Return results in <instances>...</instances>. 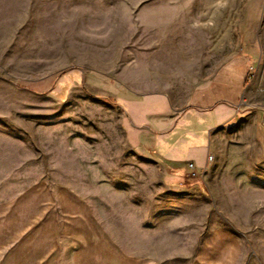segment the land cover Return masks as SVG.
<instances>
[{"label": "crops", "instance_id": "crops-1", "mask_svg": "<svg viewBox=\"0 0 264 264\" xmlns=\"http://www.w3.org/2000/svg\"><path fill=\"white\" fill-rule=\"evenodd\" d=\"M40 42L6 49L0 125L43 113L37 97L65 103L55 120L77 119L59 141L68 154L59 175L86 179L87 195L99 193L89 183L100 185L101 217L74 183L38 174L0 200V264H264V86L246 80L254 60L199 58L195 70L188 58L157 52L168 44L150 52L87 35L72 45V68L48 86L66 63L60 44ZM29 146L1 141L0 162H28ZM188 163L201 174L188 177Z\"/></svg>", "mask_w": 264, "mask_h": 264}, {"label": "rangeland", "instance_id": "rangeland-1", "mask_svg": "<svg viewBox=\"0 0 264 264\" xmlns=\"http://www.w3.org/2000/svg\"><path fill=\"white\" fill-rule=\"evenodd\" d=\"M102 34L115 35L127 45L138 44L150 52L156 46L168 44L172 50L157 52L188 58L190 68L195 70L201 68L195 65L199 58L220 61L245 55L254 60V70L248 74L247 82L254 80L264 86V0H0V80H10L6 49L13 41L21 42L24 38L32 43L38 37L43 47L60 44L66 66L51 74L49 86L61 71L72 68L75 52L72 45L79 46L87 35L97 41ZM15 84L37 89L35 83ZM6 89V83L0 82V91ZM42 99L37 97L36 102L40 100L43 113L34 110L30 119L6 117L18 128L4 129L0 125V142L11 138L30 140L28 162H0V200L36 181L38 174H43L51 184L71 181L87 195L86 179L59 175V167L68 155L59 141L70 137V119L77 117L68 114L66 118L62 116L61 122L55 120L65 103ZM80 121L84 128V119ZM91 170L95 172L96 168ZM88 187L89 190L99 187L98 194L87 196L101 217V186L89 183ZM121 245L125 250L132 249L130 244L121 242ZM155 260L154 264H187V259L181 258ZM246 262L244 258L239 264Z\"/></svg>", "mask_w": 264, "mask_h": 264}, {"label": "built area", "instance_id": "built-area-1", "mask_svg": "<svg viewBox=\"0 0 264 264\" xmlns=\"http://www.w3.org/2000/svg\"><path fill=\"white\" fill-rule=\"evenodd\" d=\"M208 158L211 159V156L209 155ZM188 168H189L188 177H190V178L201 174V172L199 174L198 172L194 171V165H193V163H188ZM202 171H204V169Z\"/></svg>", "mask_w": 264, "mask_h": 264}]
</instances>
